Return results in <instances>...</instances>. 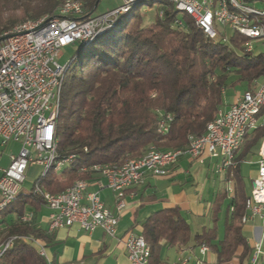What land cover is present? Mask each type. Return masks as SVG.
I'll return each instance as SVG.
<instances>
[{"label": "trees", "instance_id": "1", "mask_svg": "<svg viewBox=\"0 0 264 264\" xmlns=\"http://www.w3.org/2000/svg\"><path fill=\"white\" fill-rule=\"evenodd\" d=\"M63 1L0 0V39L26 20L55 15ZM145 1L134 3L114 27L92 42L79 44L69 61L55 136L59 154L74 158L61 170L51 169L39 178L43 190L60 193L77 180L95 178L99 174L84 170L93 164L122 165L151 147L162 151L183 148L206 132L224 105L227 87L239 83L244 92L255 91L259 80H264V52L248 51L251 39L247 36L234 30L228 40L209 38L190 16L181 15L169 2L159 7L152 23L144 25L145 13L137 6ZM95 2L86 0L83 19L93 15ZM166 114L173 119L169 131L162 134L159 122ZM259 117H264V105ZM263 139L264 123L247 132L237 153V166L228 170L226 180H232L234 195L223 237L219 238L217 224L229 197L226 187L215 195L212 226L194 238L179 206L157 210L141 223V234L151 247V264H168L163 247H180L192 238L195 246L205 244L216 255L214 264H244L250 259L254 247L242 222L250 195L239 166L257 152ZM40 204L45 202L32 186L0 212V243L17 236L0 264H49L30 239L46 245L54 232L22 220Z\"/></svg>", "mask_w": 264, "mask_h": 264}, {"label": "built area", "instance_id": "2", "mask_svg": "<svg viewBox=\"0 0 264 264\" xmlns=\"http://www.w3.org/2000/svg\"><path fill=\"white\" fill-rule=\"evenodd\" d=\"M139 1L142 0H122V4L105 13L83 19L86 0H64L55 15L26 20L3 34L0 39V142L4 145L10 140L18 141L21 148L17 154L11 155L10 164L0 175V212L14 203L23 190L28 170L37 165L41 170L34 179L33 192L50 209V233L77 224L87 232L100 228L110 237H116L117 225L127 207V190L143 184L148 174L170 175L172 167L184 155L198 162L206 157L218 159L214 167L218 175L237 166V153L247 132L264 123V117H259L264 105V84L255 91L243 92L228 109L219 110L208 123L206 132L192 138L183 148L162 151L151 147L143 156L122 165L102 163L84 167V170L106 178L107 186L115 195V213L106 207L98 191H87L88 180H77L60 193H51L40 187L39 178L51 169L61 170L74 158V155L61 156L57 150L56 121L69 68V62H60L59 55L64 48L79 40H84V44L92 42L114 27L119 17ZM159 2L161 6L172 3L180 14L190 16L209 38L222 36L228 40L219 26H231L251 39L246 45L248 51L255 50L254 41L264 45V24L261 23L264 0ZM177 22L181 23L180 20ZM172 119L171 114L161 117L159 131L162 134L169 131ZM258 163V175L246 201L248 211L242 222L257 215L264 226V139ZM31 219L29 213L22 217L24 221ZM16 238L0 243V261ZM121 240L130 264H151V247L142 234L130 230ZM38 248L46 257L45 245L38 243ZM208 251L209 247L202 244L199 255L184 256L178 264H208L204 258ZM261 255H264V240L255 244L251 264H256Z\"/></svg>", "mask_w": 264, "mask_h": 264}, {"label": "crops", "instance_id": "3", "mask_svg": "<svg viewBox=\"0 0 264 264\" xmlns=\"http://www.w3.org/2000/svg\"><path fill=\"white\" fill-rule=\"evenodd\" d=\"M243 92L239 91L225 100L221 110L228 109ZM259 150L260 148L255 154L248 155L239 166L247 195L251 194L253 181L258 175ZM217 162L218 159L211 157H206L202 162L192 161L188 155H184L172 167L170 175L155 176L148 174L143 184L127 190V207L117 225L116 237H110L100 228L87 232L77 224L60 228L54 231L53 238L45 245L46 259L52 264H130L126 247L121 240L122 237L130 230L141 234V223L147 217L157 210L172 206L181 208L190 223L191 234L194 238L212 226L211 209L215 195L223 187L229 191V197L223 202L221 208L222 211L225 205L226 221L230 197L234 195L233 182L231 179L226 180L228 171L220 175L215 174L214 167ZM197 164L201 165L198 169L196 168ZM34 167L39 166L34 165L30 167L29 171L38 172V169L34 170ZM106 182L105 177L97 175L89 180L87 191H98L106 207L115 213V195ZM28 213L32 214L30 221H34L46 230L49 229L50 209L46 204H40L35 209L31 208L26 214ZM193 222L195 224L194 230L192 229ZM243 231L253 247L257 242L264 240L263 221L257 215L244 223ZM218 235L219 238L223 237H221L219 227ZM193 238L180 247H163V258L168 264H178L184 256L199 255L200 245L195 246ZM35 241L37 246L38 243L43 244L38 240ZM251 257L244 264H251ZM204 258L208 264L216 262V255L210 248ZM256 264H264V255H261Z\"/></svg>", "mask_w": 264, "mask_h": 264}, {"label": "rangeland", "instance_id": "4", "mask_svg": "<svg viewBox=\"0 0 264 264\" xmlns=\"http://www.w3.org/2000/svg\"><path fill=\"white\" fill-rule=\"evenodd\" d=\"M120 4H122V0H101L99 5L97 6V8L95 9L93 15H98V14H102L110 9H113L117 6H119ZM161 6L159 1H154V0H146L143 4H139L137 6V8H139L140 10H142L145 13L144 16V25H148L150 23L153 22V20L155 19L158 11H159V7ZM182 15V13H181ZM125 19V17H124ZM219 30L222 31L223 33H225L227 35V37L229 38L231 36V34L233 33L234 29L231 26H219ZM115 33L116 31L112 30L111 33ZM79 44L80 43H75L73 45H70L66 48H64L61 52V54L59 55V60L62 63L65 62H69L72 57L74 56V54L76 53V51L79 48ZM253 45L255 47L256 51H263L264 52V45L261 44L258 41H254ZM264 84V80L260 79L258 82V87L262 86ZM244 87L242 84H234V85H230L229 87H227L225 93H224V101L228 100L232 95H234L235 93L239 92V91H243ZM21 148V143L18 141H14V140H10L9 142H7L4 145L0 144V170L2 168H5L9 165L10 160H11V155L12 154H17L20 151ZM197 163V162H196ZM199 167H201L200 164L196 165V168L198 169ZM38 169V172L35 171H29L28 170V177L26 179V181L23 184V191H29L31 189V187L33 186V182L34 179L36 178V176L38 175V173L40 172L41 168L40 167H34V170ZM35 172V174H34ZM222 213L220 214V219L218 220V227L221 233V237L224 234V228H225V205L223 206V209L221 211ZM194 222L192 224V229L194 230Z\"/></svg>", "mask_w": 264, "mask_h": 264}, {"label": "water", "instance_id": "5", "mask_svg": "<svg viewBox=\"0 0 264 264\" xmlns=\"http://www.w3.org/2000/svg\"><path fill=\"white\" fill-rule=\"evenodd\" d=\"M99 3H100V0H96V2H95V5H94V9L92 10V12L91 13H93L94 12V10L97 8V6L99 5ZM111 10V9H110ZM109 11V10H108ZM107 12V11H106ZM105 13V12H104ZM99 15V14H98ZM93 16V15H92ZM76 43H80V44H84L85 43V41L84 40H79L78 42H76Z\"/></svg>", "mask_w": 264, "mask_h": 264}]
</instances>
